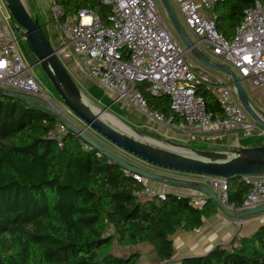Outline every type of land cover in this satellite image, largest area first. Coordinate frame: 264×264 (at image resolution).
<instances>
[{
  "label": "trees",
  "instance_id": "16d2710c",
  "mask_svg": "<svg viewBox=\"0 0 264 264\" xmlns=\"http://www.w3.org/2000/svg\"><path fill=\"white\" fill-rule=\"evenodd\" d=\"M56 1L65 14L85 7L107 24L110 9L98 0ZM255 1L264 3L216 1L212 13L217 31L231 39ZM137 87L148 111L174 124L181 120L170 110L167 96L153 95L142 84ZM197 92L206 112L222 118L215 97L204 88ZM57 123L56 116L26 99L0 96V264H140L139 253L114 255V243L148 244L163 262L172 256L170 237L176 231H194L219 211L210 199L196 207L188 197L171 193L163 199L140 197L144 183L69 130L59 147L48 137ZM248 191L241 179H228L227 204L242 209ZM178 264H264V223L230 249L216 246Z\"/></svg>",
  "mask_w": 264,
  "mask_h": 264
},
{
  "label": "built area",
  "instance_id": "2783aa9c",
  "mask_svg": "<svg viewBox=\"0 0 264 264\" xmlns=\"http://www.w3.org/2000/svg\"><path fill=\"white\" fill-rule=\"evenodd\" d=\"M98 1L110 9L107 24L89 8L82 7L65 14L56 0H48L51 20L63 38L57 55L69 48L81 70L116 101L136 106L144 115L166 126L173 124L189 134L239 130L246 135L264 136V130L250 119L237 100L230 78L225 74L213 75L198 61L189 60L190 52L172 36L154 0ZM216 1L219 0H173L189 33L187 36L202 55L206 52L217 57L216 63L234 71L241 83L264 88V3L255 1L252 7L245 9L242 20L228 40L215 27L212 7ZM14 26L11 16L2 10L0 4V85L6 91L47 102L68 119L52 99L51 92L32 74V66L23 61L17 48ZM138 84L153 95L167 96L170 110L181 120L174 124L171 118L166 119L155 111L149 115ZM198 88H204L215 97L222 110V118H213L211 113L206 112ZM57 120L48 137L55 139L61 147V139L68 129ZM125 173L138 182H145L138 175ZM200 178L226 208L238 210L227 204L225 178ZM241 181L249 187L242 209L264 204V176H243ZM192 191L197 194L184 196L194 206L201 207L207 196ZM138 195H156L163 199L166 193L145 186ZM236 245L237 240L229 243L230 248Z\"/></svg>",
  "mask_w": 264,
  "mask_h": 264
},
{
  "label": "water",
  "instance_id": "95a60500",
  "mask_svg": "<svg viewBox=\"0 0 264 264\" xmlns=\"http://www.w3.org/2000/svg\"><path fill=\"white\" fill-rule=\"evenodd\" d=\"M3 1L8 14L15 23V32L19 33L20 37L25 40L36 59L35 64L40 66L57 98L84 126H77L47 102H38L27 96L0 90L1 97L26 99L35 106L56 116L70 132L79 137L87 146L101 153L122 170L138 175L145 181L163 182L204 193L228 218L239 222L248 216L264 213V204L242 210H229L205 183L170 177L133 165L94 139L86 132V129L89 128L117 149L153 167L198 176L222 177L226 180L230 178L241 179L243 176H264V145L238 146L234 149L200 150L171 140H165V144L151 142L112 125L99 110L89 103L72 79L57 55L58 48L51 46L38 18L31 16L21 0ZM160 2L172 28L185 48L203 66L221 72L230 78L240 105L250 119L264 130V113L259 112L252 106L234 71L226 66L207 60L187 36L167 0H160Z\"/></svg>",
  "mask_w": 264,
  "mask_h": 264
},
{
  "label": "rangeland",
  "instance_id": "374dc122",
  "mask_svg": "<svg viewBox=\"0 0 264 264\" xmlns=\"http://www.w3.org/2000/svg\"><path fill=\"white\" fill-rule=\"evenodd\" d=\"M21 1L24 4L25 8L28 10V12L31 14V16L32 17L36 16L38 18L39 23L43 26L44 29L45 26H49L48 31L44 29L43 30L46 33V37L51 43V46L53 48H58V46L63 43L62 41L63 38L61 37L62 33L51 20L48 0H21ZM154 2L159 10V13L163 21L169 27L172 36L178 41V43L183 45V43L177 36L176 32L172 28L171 23L168 19V16L160 0H154ZM167 2L172 12L176 16L177 20L179 21L180 25L186 32V34L189 35V33L187 32V30L183 25V20L179 15L175 3L173 2V0H167ZM0 4L2 10L5 12L6 7L4 1L0 0ZM15 36L18 39L17 41L18 51L23 61L26 62L27 65L32 66L31 68L32 74L36 77V79L41 83L42 86L46 87L51 92L52 99L57 103V105L61 107L62 113H64V115H66L68 119H70L77 126L79 127L84 126L83 123L78 121L75 116L70 115L67 112L66 107L57 98L56 94L54 93V90L51 88L50 84L48 83L40 66L35 64L36 59L29 50L25 40L22 39L19 33L17 32H15ZM203 56L209 61L218 62L217 57L209 53L203 52ZM58 57L62 62V64L64 65V67L66 68V70L68 71V73L70 74V76L72 77V79L78 85V87L83 92V94L86 96L89 103L97 110H99L100 113L107 119L109 123H111L112 125H116L121 129L128 131L131 134L138 135L144 139H149L161 144H165V140H171L173 142L185 144L190 146L191 148L200 149V150H212L213 148L217 147L218 145L221 144V141L217 140V138L220 137H222L225 141L238 140L240 144L244 146L264 144V136H258L254 133L250 135H246L242 131L235 130V131H229V132L217 133V134H205V135L189 134L186 131L177 129L176 126L173 124L170 126H166L165 124L156 122L152 120L150 116L144 115L136 106L127 104L125 102L116 101L114 96L109 94L94 79L89 77L85 71L81 70V68L78 65L77 59L72 56L71 50L69 48L65 49V53L62 52L58 53ZM188 58L192 62L198 63L190 53L188 55ZM208 71L213 75H217V76L223 75V73L214 70L209 69ZM241 85L247 97H249V90H248L249 85L246 82H242ZM0 90L6 91V89L1 85H0ZM150 114L151 112H149V115ZM86 130H87L86 132L89 135H91L94 139L102 143L107 148L109 147L110 149H113L112 151L119 153L121 157H123L133 165H138L146 169H150V171L154 173L167 175L170 177L190 179L199 182L201 181V178L198 175L179 173V172L169 171L148 165L147 163L137 160L134 157L117 149L116 147L105 141L103 138H101L99 135L91 131L89 128ZM159 183L162 184L163 182H159ZM167 185L170 186V184ZM121 248H125V247H121ZM112 253L118 257H126L132 252H128V253H126L125 251L122 252L121 249L119 250L117 249L116 246H114L112 248Z\"/></svg>",
  "mask_w": 264,
  "mask_h": 264
},
{
  "label": "crops",
  "instance_id": "0c3cea01",
  "mask_svg": "<svg viewBox=\"0 0 264 264\" xmlns=\"http://www.w3.org/2000/svg\"><path fill=\"white\" fill-rule=\"evenodd\" d=\"M42 29H44L43 26ZM44 30L48 31L49 26H45ZM247 84L249 85L248 98L252 106L259 112L264 113V88L254 87L250 83ZM217 140L221 141V144L213 148L212 150L234 149L238 146H244L241 145L238 140L225 141L222 137L217 138ZM255 145H259V144H255ZM251 146L253 145L244 146V147H251ZM108 149L110 148L108 147ZM110 150L112 151L113 149ZM144 184L145 186L151 187L158 192H163L166 194L174 193V195L178 194L183 196L190 194H197L195 191H192L191 189L171 186V185L169 186L167 185V183L160 184L159 182L145 181ZM263 223H264V213L248 216L244 220L236 222V220L226 217L219 210L216 214L211 215L206 219H204L202 226L194 231L191 232H186L181 230L176 231L170 237L173 248L172 256L169 260L163 262L157 259L153 247L148 244H137L135 246L121 248L118 245H116V243H114L112 248L116 246L117 249L119 250L121 249L122 252L125 251L126 253L128 252L139 253L140 264H178L184 258H191V257L205 255L216 246H220L225 249H230L229 243L233 239L239 240V238L249 237Z\"/></svg>",
  "mask_w": 264,
  "mask_h": 264
},
{
  "label": "bare ground",
  "instance_id": "6f19581e",
  "mask_svg": "<svg viewBox=\"0 0 264 264\" xmlns=\"http://www.w3.org/2000/svg\"><path fill=\"white\" fill-rule=\"evenodd\" d=\"M107 117V116H106ZM138 136V135H137ZM148 141H151V142H155V141H152V140H149V139H147ZM155 143H157V142H155Z\"/></svg>",
  "mask_w": 264,
  "mask_h": 264
}]
</instances>
